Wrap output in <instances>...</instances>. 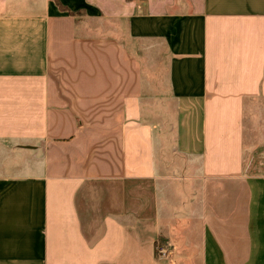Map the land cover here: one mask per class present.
Here are the masks:
<instances>
[{"label":"crops","instance_id":"obj_1","mask_svg":"<svg viewBox=\"0 0 264 264\" xmlns=\"http://www.w3.org/2000/svg\"><path fill=\"white\" fill-rule=\"evenodd\" d=\"M59 2L0 0V264H264V0Z\"/></svg>","mask_w":264,"mask_h":264},{"label":"built area","instance_id":"obj_2","mask_svg":"<svg viewBox=\"0 0 264 264\" xmlns=\"http://www.w3.org/2000/svg\"><path fill=\"white\" fill-rule=\"evenodd\" d=\"M170 254V250L166 245H158L156 246V256L158 259L167 258Z\"/></svg>","mask_w":264,"mask_h":264},{"label":"trees","instance_id":"obj_3","mask_svg":"<svg viewBox=\"0 0 264 264\" xmlns=\"http://www.w3.org/2000/svg\"><path fill=\"white\" fill-rule=\"evenodd\" d=\"M55 2H56V4L58 5V7L60 8V10H62V11H66L69 15H71V16H76L77 14H75L74 12H71V11H69L67 8H65L64 6H62L61 4H60V2H59V0H54ZM158 243L160 244V245H166L167 244V240L163 237V236H160V238H159V240H158ZM158 243H157V245H158ZM156 245V246H157Z\"/></svg>","mask_w":264,"mask_h":264},{"label":"rangeland","instance_id":"obj_4","mask_svg":"<svg viewBox=\"0 0 264 264\" xmlns=\"http://www.w3.org/2000/svg\"><path fill=\"white\" fill-rule=\"evenodd\" d=\"M253 165L259 169L256 172L257 174H263L264 173V161H262V160L254 161Z\"/></svg>","mask_w":264,"mask_h":264}]
</instances>
